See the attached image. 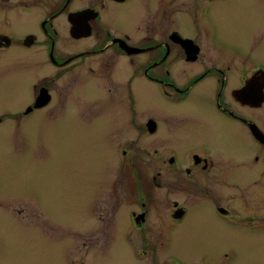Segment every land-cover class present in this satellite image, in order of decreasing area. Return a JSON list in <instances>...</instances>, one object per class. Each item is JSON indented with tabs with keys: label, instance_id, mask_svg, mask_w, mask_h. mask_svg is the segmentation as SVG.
Returning a JSON list of instances; mask_svg holds the SVG:
<instances>
[{
	"label": "flooded vegetation",
	"instance_id": "af4514ba",
	"mask_svg": "<svg viewBox=\"0 0 264 264\" xmlns=\"http://www.w3.org/2000/svg\"><path fill=\"white\" fill-rule=\"evenodd\" d=\"M259 1L0 0V264L8 256L4 217L39 215V228L50 226L45 210L19 200L4 180L12 172L16 178L27 136L51 119L72 116L95 120V134L119 154L120 173L95 195L97 234L107 238L102 245L117 237L139 263L189 264L161 252L171 236L183 241L180 224H202L221 237L234 227L249 246L259 244ZM255 2L259 23L241 21L253 11L237 13L238 6ZM231 17L237 21L224 25ZM239 252L224 249L209 264L235 263ZM257 263L252 255L243 264Z\"/></svg>",
	"mask_w": 264,
	"mask_h": 264
},
{
	"label": "rangeland",
	"instance_id": "374dc122",
	"mask_svg": "<svg viewBox=\"0 0 264 264\" xmlns=\"http://www.w3.org/2000/svg\"><path fill=\"white\" fill-rule=\"evenodd\" d=\"M256 6V2L239 5L237 13L253 11L249 21L243 17L240 20L259 23L261 16L257 15ZM229 21L237 19L228 18L224 25ZM231 30H239L237 23L232 24ZM254 50L264 59L260 46ZM187 128L194 131L191 123ZM27 139L29 145L20 153L16 178L12 172L4 184L19 200L43 208L50 226L46 232L40 229L43 217L39 215L30 214V220L20 219L16 213L4 217L3 231L9 234L2 241L8 255L5 259L3 254L4 264H142L127 254L124 243L115 242L117 237L102 245L107 238L97 234L95 195L107 185L110 175L120 173L121 166L116 160L119 154L114 153L109 141L95 134V120L73 116L51 119ZM137 155L140 159L146 157ZM12 203L10 199L8 205ZM185 226L179 225L184 230L183 241L174 242L171 236L161 252L177 254L189 264H209L222 250L234 247L240 251V259L232 264H243L252 255L258 259L257 264H264V234L258 236L259 244L249 246L247 237L234 227L225 230L226 237H221L202 224ZM21 227L28 229L22 233Z\"/></svg>",
	"mask_w": 264,
	"mask_h": 264
}]
</instances>
